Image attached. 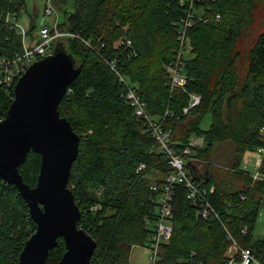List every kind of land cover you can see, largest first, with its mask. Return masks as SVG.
<instances>
[{
	"label": "trees",
	"instance_id": "trees-1",
	"mask_svg": "<svg viewBox=\"0 0 264 264\" xmlns=\"http://www.w3.org/2000/svg\"><path fill=\"white\" fill-rule=\"evenodd\" d=\"M52 2L63 12L58 29L71 35L54 40L50 51L59 43L81 66L59 112L79 136L68 186L80 210L77 226L96 241L90 264H129L134 246H149L156 200L173 169L147 122L127 100L129 88L169 133L173 150L190 148L189 156L197 160L187 162L189 175L216 213L202 216L200 205L177 184L172 231L159 245L156 264H228L233 241L264 264V236L252 235L264 209V153L259 178L241 167L246 151L256 153L264 145L258 138L264 124V0ZM23 3L0 0V56L23 50L20 30L6 21V14L17 19ZM33 28L31 23L28 33ZM176 60L184 86L171 85L165 68ZM17 79L11 85L0 82V119L12 102ZM192 93L200 100L184 112ZM206 114L211 121L203 129ZM193 137H201L203 145L190 146ZM226 141L233 150L227 165H220L213 152ZM40 161L38 153L29 151L18 168L30 187L36 184ZM35 228L16 187L0 178V264H17ZM64 251L58 238L45 264H56Z\"/></svg>",
	"mask_w": 264,
	"mask_h": 264
},
{
	"label": "water",
	"instance_id": "water-1",
	"mask_svg": "<svg viewBox=\"0 0 264 264\" xmlns=\"http://www.w3.org/2000/svg\"><path fill=\"white\" fill-rule=\"evenodd\" d=\"M81 69L59 43L34 60L18 77L12 102L0 119V178L13 184L35 222L17 264H45L49 250L62 238L65 251L56 264H90L96 241L77 226L80 210L68 186L79 136L60 115L59 103ZM29 151L41 157L35 186L18 168Z\"/></svg>",
	"mask_w": 264,
	"mask_h": 264
},
{
	"label": "built area",
	"instance_id": "built-area-1",
	"mask_svg": "<svg viewBox=\"0 0 264 264\" xmlns=\"http://www.w3.org/2000/svg\"><path fill=\"white\" fill-rule=\"evenodd\" d=\"M45 12L47 15L53 16L52 24L50 27L45 26L44 19L41 20V28L38 34L30 40V43H26V31L20 28L22 34V52L16 53L11 57L0 56V82L11 85L13 80L16 77H19L27 67L37 59H40L50 53V45L57 38L71 35L69 32L60 31L57 27L58 15L51 4V0H47ZM6 21L11 27H17L13 17L9 14H6ZM188 24L186 21L184 25ZM18 28V27H17ZM179 38L182 40L184 38V29H180ZM129 44L130 41H127ZM179 55L177 56L178 60ZM169 63L165 66L166 70L170 74L171 85L184 86L185 77L179 73L178 61ZM126 98L129 101L130 105L134 107L135 114L142 116L143 119L147 122L149 129L154 135L155 139L158 142L157 149L164 152L168 163L173 168L172 171L166 175L163 179V184L161 191L158 194L156 200V216L154 220V233L151 236V240L148 246L150 251L149 261L150 264H156L157 261V252L161 242L166 241L171 234L172 226V212H171V201L173 196L174 187L177 184H182L187 190V198L193 203L200 205V213L202 216H208L210 213L214 212L210 203L205 200L201 195V190L199 187L192 181L189 175V169L187 167V162H193L197 159L189 156L190 148L185 147L182 153H178L173 150L169 144V133L163 131L159 121L154 119L145 111L144 103L140 100L139 96L132 89H128L126 92ZM200 100V96L197 94H190L189 104L183 108L184 112L197 104ZM258 138L261 142L264 143V124L259 128ZM197 141L191 139L189 142L190 146L197 145ZM264 153V145H259L256 149V155H262ZM251 164H253L255 171L252 174L253 179L259 178V167L260 160L254 161L249 159ZM144 165L141 164L139 168H143ZM246 168V166H244ZM151 188L156 190V185H152ZM243 232H246V229H243ZM239 253L240 259H235V254ZM227 256L229 259L228 264H260V262L255 258L249 249L239 248L238 245L233 241L231 246L227 251Z\"/></svg>",
	"mask_w": 264,
	"mask_h": 264
},
{
	"label": "rangeland",
	"instance_id": "rangeland-1",
	"mask_svg": "<svg viewBox=\"0 0 264 264\" xmlns=\"http://www.w3.org/2000/svg\"><path fill=\"white\" fill-rule=\"evenodd\" d=\"M47 0H24L23 5L20 7L17 19L14 21L18 29L20 28L24 29L27 32L26 35V43L27 45L30 43V34H33L36 36L41 28V20L44 19L45 26L50 27L52 24L53 16L47 15L45 12ZM51 4L54 7L57 15H58V22L63 21V12L62 10L56 9L55 3L52 2ZM261 21L264 20V8L260 11ZM34 24V28L31 30V32L28 33V30L30 28V24ZM188 54V51L185 53ZM211 118L209 114H206L203 120L200 123V127L203 129H206L210 124ZM196 139L197 146L203 145V140L201 137H193ZM192 138V139H193ZM193 139V140H194ZM233 150V144L229 141L222 142L215 145L214 152H213V160L215 163L218 164H225L226 160L230 155L232 154ZM249 159H253L254 161H257L260 159L259 155H256V153L252 151H246L245 156L243 159V162L241 163V167L248 169L250 174L252 175L255 171L253 164H251V161ZM200 169H204V163H200L199 165ZM253 238L263 237L264 236V209H262L260 215L258 216L255 226L252 230ZM150 251L147 246H134V248L131 251L130 255V261L129 264H150L149 261Z\"/></svg>",
	"mask_w": 264,
	"mask_h": 264
},
{
	"label": "crops",
	"instance_id": "crops-1",
	"mask_svg": "<svg viewBox=\"0 0 264 264\" xmlns=\"http://www.w3.org/2000/svg\"><path fill=\"white\" fill-rule=\"evenodd\" d=\"M29 38H30V40H32V37L29 36ZM193 139H194V138H193ZM195 140H196V139H195Z\"/></svg>",
	"mask_w": 264,
	"mask_h": 264
}]
</instances>
